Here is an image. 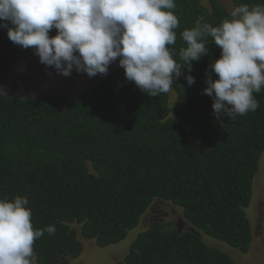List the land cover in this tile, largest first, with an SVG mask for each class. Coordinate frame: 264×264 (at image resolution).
Here are the masks:
<instances>
[{"label": "trees", "instance_id": "1", "mask_svg": "<svg viewBox=\"0 0 264 264\" xmlns=\"http://www.w3.org/2000/svg\"><path fill=\"white\" fill-rule=\"evenodd\" d=\"M236 7L264 0H230ZM176 42L167 47L185 67L181 32L197 21L219 26L230 15L216 1L175 0ZM11 26V25H9ZM56 30L50 31V37ZM0 42L35 59L0 28ZM208 54L183 70L168 93L149 97L118 71L85 94L51 102L0 96V199L28 200L34 229L55 226L33 244L34 264H62L83 252L78 236L104 249L124 241L154 200L171 203L196 231L158 224L138 234L116 264H236L200 235L249 253L245 211L264 154V89L260 107L219 119L204 95L210 65L221 49L206 38ZM195 83L189 86L185 76ZM169 93L174 96L170 104ZM79 227V232L73 228Z\"/></svg>", "mask_w": 264, "mask_h": 264}, {"label": "clouds", "instance_id": "2", "mask_svg": "<svg viewBox=\"0 0 264 264\" xmlns=\"http://www.w3.org/2000/svg\"><path fill=\"white\" fill-rule=\"evenodd\" d=\"M175 8V0H0V28L64 77L73 70L89 78L107 75L118 60L126 80L149 97L168 93L184 69L191 72L192 62L208 54L211 37L221 49L210 65L217 79L208 75L203 91L213 114L230 120L255 112L260 105L253 94L264 89V5L236 6L219 26L197 21L182 31L183 68L167 47L176 42ZM185 79L195 83L191 75ZM27 204L25 197L0 199V264H34V242L55 232L54 225L34 229Z\"/></svg>", "mask_w": 264, "mask_h": 264}, {"label": "rangeland", "instance_id": "3", "mask_svg": "<svg viewBox=\"0 0 264 264\" xmlns=\"http://www.w3.org/2000/svg\"><path fill=\"white\" fill-rule=\"evenodd\" d=\"M211 0H200V5L209 9ZM218 2L230 15L235 7L230 0H214ZM170 104L174 101V96L169 93ZM246 217L251 226V245L249 253L242 255L236 250L217 242L213 239L199 236L203 242L211 249H215L226 254L236 264H264V154L259 161V168L252 184L251 201L245 211ZM158 224H170L177 233L185 231L195 232L182 217L181 210L171 203L162 200H154L147 212L142 216L138 227L129 232L126 239L115 246L104 249L97 248L94 241H87L78 236L83 252L77 259H63L62 264H116L124 259L130 244L136 236L142 232L153 229ZM79 232V227L73 226Z\"/></svg>", "mask_w": 264, "mask_h": 264}, {"label": "water", "instance_id": "4", "mask_svg": "<svg viewBox=\"0 0 264 264\" xmlns=\"http://www.w3.org/2000/svg\"><path fill=\"white\" fill-rule=\"evenodd\" d=\"M119 61L110 64L107 75L89 78L75 70L67 77L59 75L38 59L21 54L0 42V96L26 101L51 102L85 94L114 75Z\"/></svg>", "mask_w": 264, "mask_h": 264}]
</instances>
